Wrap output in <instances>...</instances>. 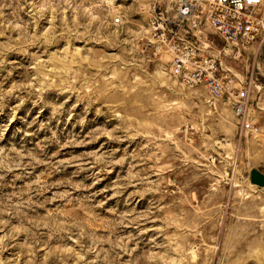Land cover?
<instances>
[{
    "label": "rangeland",
    "instance_id": "1",
    "mask_svg": "<svg viewBox=\"0 0 264 264\" xmlns=\"http://www.w3.org/2000/svg\"><path fill=\"white\" fill-rule=\"evenodd\" d=\"M175 1L0 0V264H264V41L195 33L242 133L171 73Z\"/></svg>",
    "mask_w": 264,
    "mask_h": 264
},
{
    "label": "built area",
    "instance_id": "2",
    "mask_svg": "<svg viewBox=\"0 0 264 264\" xmlns=\"http://www.w3.org/2000/svg\"><path fill=\"white\" fill-rule=\"evenodd\" d=\"M175 5L174 19L152 22L172 52L171 73L187 85L204 84L213 98L229 94L241 132H257L247 115L248 88L235 89L232 78L223 82L219 64L197 43L195 33L208 22L228 43L263 42L264 0H176Z\"/></svg>",
    "mask_w": 264,
    "mask_h": 264
},
{
    "label": "water",
    "instance_id": "3",
    "mask_svg": "<svg viewBox=\"0 0 264 264\" xmlns=\"http://www.w3.org/2000/svg\"><path fill=\"white\" fill-rule=\"evenodd\" d=\"M252 181L260 185L264 184V176L258 172H253Z\"/></svg>",
    "mask_w": 264,
    "mask_h": 264
}]
</instances>
